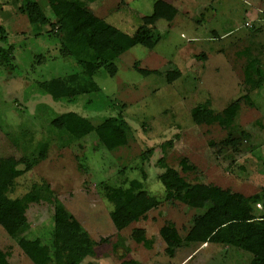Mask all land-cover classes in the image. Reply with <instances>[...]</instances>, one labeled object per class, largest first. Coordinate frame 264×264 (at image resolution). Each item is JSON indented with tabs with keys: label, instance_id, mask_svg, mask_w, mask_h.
<instances>
[{
	"label": "rangeland",
	"instance_id": "1",
	"mask_svg": "<svg viewBox=\"0 0 264 264\" xmlns=\"http://www.w3.org/2000/svg\"><path fill=\"white\" fill-rule=\"evenodd\" d=\"M81 1L96 17L131 36L143 17L152 14L156 0ZM28 2L37 3L55 22L48 0H0V29L13 67L0 68V158L24 160L30 168L15 179L9 198L44 189L47 201L29 206V229L17 239L0 226V264H32L27 257L31 240L50 246L56 200L95 243L81 264L126 259L180 264L181 258L182 264H249L246 252H209L185 243L170 257L160 229L172 225L184 238L203 210L167 200L158 176L171 168L188 185L264 196V82L252 90L244 81L248 63L258 64L264 75V0H169L178 4L175 18L151 27L160 41L153 49L135 46L118 57L113 77L106 67L93 77L84 76L76 61L64 56L55 27L36 30L30 25L23 12ZM140 70L152 74L144 76ZM52 79L86 92L73 101L54 100L38 88ZM251 79L256 80L254 73ZM237 100L240 108L231 130L192 120L198 105L220 113ZM66 112L87 118L94 132L76 139L57 130L51 122ZM119 116L126 124L127 144L105 150L98 139L100 125ZM182 160L191 171L182 170ZM134 180L159 204L146 218L117 231L103 185L128 188ZM255 213H264V204L256 205ZM136 229L145 231L149 248L132 239ZM193 250L192 259L185 258Z\"/></svg>",
	"mask_w": 264,
	"mask_h": 264
},
{
	"label": "trees",
	"instance_id": "2",
	"mask_svg": "<svg viewBox=\"0 0 264 264\" xmlns=\"http://www.w3.org/2000/svg\"><path fill=\"white\" fill-rule=\"evenodd\" d=\"M48 3L55 19L54 24L35 2H28L23 12L36 30L47 25L56 28V38L62 46L64 56L72 57L86 77H93L103 67H106L113 77L117 71L113 62L118 57L135 46L153 49L160 41V35L151 27L159 21L171 22L176 15L173 6L156 0L152 14L143 17L141 27L130 36L96 17L81 0H48ZM0 34V41L3 43L0 45V68L13 69L11 48L6 45L2 29ZM256 66L248 63L244 69V81L252 90L264 82V75ZM139 73L144 76L152 74L143 70ZM253 73L256 80L251 79ZM38 88L58 101H73L80 93L86 92L81 87L70 88L60 79L41 82ZM247 100L248 96L245 95L243 101ZM239 108L240 100L230 103L220 113H215L206 104H201L192 110L191 116L196 125L216 124L231 130ZM51 124L76 139H83L95 130L87 118L75 112L63 113ZM100 128L98 139L103 149L114 151L127 144L126 124L120 116L107 118ZM229 142V145L234 144ZM19 164H23L24 169H18ZM180 164L184 172L192 170L186 160H182ZM29 170V165L24 160L0 158V226L13 239L24 235L29 229L26 217L29 206L47 201V191L44 189L27 192L19 198L8 197L15 179ZM158 181L165 189L167 200H176L189 208L203 210V213L194 219L184 238L179 237L172 225L160 229V237L170 257L175 256L176 249L183 243H209L234 247L251 255L250 264H264V213H255V206L264 204L262 193L245 197L215 186L188 185L178 172L171 168H165L158 176ZM103 191L104 198L113 205L109 217L117 231L146 218L159 204L136 180L131 181L128 188L104 184ZM53 225L50 246L42 244L40 239L28 242L27 257L32 264H81L86 256L93 253L95 243L58 200L54 205ZM132 239L145 248L151 246V241L145 237L143 229L134 230ZM120 264L140 263L134 259H126Z\"/></svg>",
	"mask_w": 264,
	"mask_h": 264
},
{
	"label": "crops",
	"instance_id": "3",
	"mask_svg": "<svg viewBox=\"0 0 264 264\" xmlns=\"http://www.w3.org/2000/svg\"><path fill=\"white\" fill-rule=\"evenodd\" d=\"M162 1H164V2H166V3H168L169 5H171V6H173L175 9H177V7H178V4L177 3H173V2H169V0H162ZM196 246H200L201 248H203V250L204 251H209V252H211L210 251V249L209 248H222V249H226V250H228L229 252H236V255H237V253L239 254V253H242V254H245V252L243 253V251H240V250H238V249H233V248H231V247H229V246H226V245H219V244H209V243H206V244H195ZM232 250H234V251H232ZM194 253V250L193 251H191L190 253H188V254H186V256H185V258H187V257H189L190 256V258L189 259H192L191 258V256H192V254ZM176 254V253H175ZM214 254V253H213ZM184 258V257H183ZM250 260H249V264H250V261H251V258H249ZM180 264H182V258H181V260H180Z\"/></svg>",
	"mask_w": 264,
	"mask_h": 264
}]
</instances>
